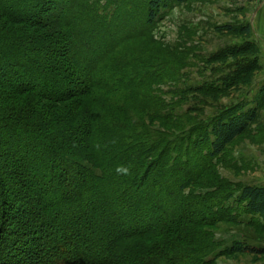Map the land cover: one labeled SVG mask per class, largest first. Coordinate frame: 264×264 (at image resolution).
<instances>
[{
  "label": "trees",
  "instance_id": "obj_1",
  "mask_svg": "<svg viewBox=\"0 0 264 264\" xmlns=\"http://www.w3.org/2000/svg\"><path fill=\"white\" fill-rule=\"evenodd\" d=\"M169 1L0 0V264L264 256V246L226 247L215 236L222 222L264 230V186L214 171L263 100L208 119L193 116L201 106L174 111L190 92L216 98L250 84L260 49L247 42L210 56L233 59L230 73L218 84L177 86L180 99L168 104L154 87L180 83L186 65L153 36Z\"/></svg>",
  "mask_w": 264,
  "mask_h": 264
},
{
  "label": "rangeland",
  "instance_id": "obj_2",
  "mask_svg": "<svg viewBox=\"0 0 264 264\" xmlns=\"http://www.w3.org/2000/svg\"><path fill=\"white\" fill-rule=\"evenodd\" d=\"M261 2L262 0H187L179 3L176 0H170L169 6L162 10L161 19L156 22L153 36L167 48L170 47L174 54L184 58L186 65L181 70L180 83L173 81L155 86L154 93L171 104L180 99L172 94L177 86L179 89L186 90V88L199 87L205 83H220L221 77L230 73L229 65L233 64L234 60L230 58L227 64L211 63L208 61L209 57L226 48L252 42L260 49L258 58L261 67L254 72L250 84L234 85L226 95L216 98L204 96L198 91L190 92L189 99L174 111L186 113L190 108L195 109L201 106L205 112H194L193 116L200 115L208 119L218 115L221 110L237 104L254 105L256 97L261 98L264 103V7L254 18L256 8ZM247 24L252 27L251 35L235 34L218 29L226 25L239 28ZM256 25L259 34L263 37L255 34ZM187 124L185 123V126ZM166 125L177 128L176 122H167ZM214 171L235 185L264 186V105L247 132L229 145L216 161ZM233 203V201L230 202V205L235 206ZM251 218L243 214L240 220L248 223ZM250 234L262 240H252ZM215 236L218 241H223L226 247H231L236 241L247 245L264 246V230H255L244 224L222 222ZM215 264H264V256L247 253L222 255L218 257Z\"/></svg>",
  "mask_w": 264,
  "mask_h": 264
},
{
  "label": "crops",
  "instance_id": "obj_3",
  "mask_svg": "<svg viewBox=\"0 0 264 264\" xmlns=\"http://www.w3.org/2000/svg\"><path fill=\"white\" fill-rule=\"evenodd\" d=\"M263 7H264V0H262V2L260 3V5L256 8L254 18L257 17L259 11H260ZM254 24H255V22H254ZM255 34H256L257 36H261V37H263L261 34H259V31H258V29H257V25H256V27H255Z\"/></svg>",
  "mask_w": 264,
  "mask_h": 264
}]
</instances>
